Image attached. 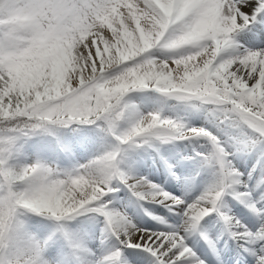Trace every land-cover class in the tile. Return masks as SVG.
Masks as SVG:
<instances>
[{
  "label": "snow or ice",
  "instance_id": "snow-or-ice-1",
  "mask_svg": "<svg viewBox=\"0 0 264 264\" xmlns=\"http://www.w3.org/2000/svg\"><path fill=\"white\" fill-rule=\"evenodd\" d=\"M222 2L227 21L213 26L202 23L215 12L211 0H192L189 4L183 0H87L95 23H90L87 38L79 45L83 53V63L75 70L81 82L79 89L69 91L65 83L52 91L59 71L53 80L51 69L44 72L40 65L21 70L0 67V149L5 150L4 163L18 151V141L41 133L54 134L60 127L94 124L116 135V122L125 110L136 114L135 105L126 100L127 94L144 89L177 100L222 105L225 118L235 114L264 140V48L253 50L234 41L249 26H256L264 37L260 28L264 24V0ZM196 11L200 17L189 22ZM198 25V38L204 41L207 55L192 59L199 49L185 53L184 49L191 47L186 36ZM232 49L239 54H233ZM154 50L165 54L158 56ZM136 115L127 131L116 135L121 144L151 146L153 139L165 142L177 135L182 139L206 138L212 149L197 156L216 170L217 179L189 202L174 190L166 191L146 177L122 169L117 147L71 170L51 164L57 178L74 193L68 202L71 207L64 205L66 212L53 218L61 221L84 211L104 217L103 231L113 235L120 247L97 264H186L185 257H191L189 264H205L189 247L188 238L199 232L208 241L200 232L202 221L219 211L218 202L224 196L232 195L259 216L260 223L253 231L235 217L221 214L222 218L233 239L256 245L249 249L250 254L255 264H264V194L254 200L251 191L241 192L236 187L241 185L242 173L229 161L231 153L219 138L205 128L186 127L163 118L159 112ZM51 150L67 157L72 154V146L63 140ZM172 175L180 179L175 172ZM260 183L264 184V177ZM119 185L137 200L151 201L181 216L182 223L160 233L139 227L125 213L108 206L112 202L106 197L118 192ZM241 186L247 189V184ZM64 199L67 195L60 198L61 202ZM154 218L165 223L161 217ZM122 249L128 250L126 259H122Z\"/></svg>",
  "mask_w": 264,
  "mask_h": 264
},
{
  "label": "clouds",
  "instance_id": "clouds-1",
  "mask_svg": "<svg viewBox=\"0 0 264 264\" xmlns=\"http://www.w3.org/2000/svg\"><path fill=\"white\" fill-rule=\"evenodd\" d=\"M211 5L215 12L202 23L226 22L222 0H211ZM200 15V11L194 12L189 22ZM90 23H95V16L87 0H2L0 67L21 70L40 65L44 72L51 69L53 80L59 71L51 90L58 91L66 83L75 92L81 87L75 71L83 63L79 45L87 38ZM198 32L199 25L186 36L191 47L185 53L199 49L192 59L207 55ZM232 52L239 54L237 49ZM4 159L5 150L0 149V264H51L45 256L51 237H42L35 230L32 217L63 215L64 205L71 207L68 202L74 193L45 161L5 164ZM65 195L67 199L61 202Z\"/></svg>",
  "mask_w": 264,
  "mask_h": 264
},
{
  "label": "bare ground",
  "instance_id": "bare-ground-1",
  "mask_svg": "<svg viewBox=\"0 0 264 264\" xmlns=\"http://www.w3.org/2000/svg\"><path fill=\"white\" fill-rule=\"evenodd\" d=\"M191 2L192 0H185L186 4H189ZM260 28L264 29V26L261 24ZM244 30H247V35L244 37V42L247 47H251L249 49L254 50L264 48V37L261 36V32L257 30L256 26H249L248 29ZM154 51H156V54L158 56H162L165 54L161 50ZM147 90L148 89H146V91ZM140 97L136 96L134 93L131 104L135 105L136 114H147L150 110V105L146 107V103L143 101V98L141 99ZM142 97H144V95ZM134 100L137 101L135 102ZM192 119L193 120L191 123H197L200 127H205V129L212 130L213 132L220 131L212 122L206 120L205 118H199L195 116ZM230 120H225V124L227 126L236 127V122L232 123L230 122ZM109 134L112 135L111 133ZM192 139H195L196 141L200 139L207 141V139L203 137H193L189 139L180 138L178 141H166L165 145L167 147V150H170V156L167 157H164L161 154L162 152L160 153V143H162L163 145L164 142L153 139L151 141V146L145 144L144 147L149 146L153 148L156 152V157L152 160H138L133 165L130 173L133 175L146 177L153 184L160 185L166 191L173 192L174 190V194H178L182 199H185L189 202L195 200L207 187H209L214 182L212 177H207L208 174L205 173L209 166L206 165L199 156H194L191 159L182 158L174 156L172 151L174 149L173 147L179 148L177 145H180L184 148L183 141H190ZM85 140L89 143L93 141H91V138L89 137H86ZM205 144L211 145L208 141ZM222 144L225 145V147H228V145L224 144V142H222ZM53 146L55 145H49V148L47 149L51 151V153L53 154V161H55V163H57L61 169L71 170V168L77 167L82 164L61 161L60 158H58L60 155L59 152H53L51 150ZM32 148L34 153L36 154V152H38V145L33 144ZM247 148L250 149V146H247ZM106 149V146L105 148L95 149L93 155L97 157L106 152ZM246 152L247 154H250L249 150ZM85 159L86 161L84 162L88 163L93 159V156H85ZM36 160L40 159H35V161ZM194 162H199L200 165L204 163V166L206 167V170L204 169L203 172L196 169V174L193 175L195 179L192 176H189L184 179L180 178L179 180H177L172 175V173L175 172L176 176H178V171L182 166H190L194 164ZM173 164L175 165V167L170 169L169 166ZM234 168L238 169L239 172L242 173V175L239 177L241 185L247 184L250 186L249 189L251 188L250 191L253 190L255 192L256 195L255 197L252 196L253 199H261L262 194H264V184L260 183L261 178L264 177V147L262 149V154L257 156V159L253 160L251 164H249L248 161L242 160L240 162H236ZM179 184L183 185L182 188L179 186ZM241 185H236V187L242 192L240 188L243 187ZM119 188L120 190L118 192L111 193L110 201L112 203L108 206L110 208L118 209L120 212L124 213L125 211L132 210L135 205L139 204L140 207L138 209V212L133 213L134 218L131 219L132 222L137 224L139 227L148 228L152 232L160 233L169 232L172 228L177 227L182 223V217L169 212L167 208H163L161 205L152 203L148 200H137V198L133 196L123 185H119ZM120 193L125 196V200L124 198L118 197ZM233 198L234 197L229 195L224 196L223 200L218 202L219 211L212 212L208 217H205L204 221H202L201 223L200 232L204 233V235L208 237V241H211V243L206 241L199 232L188 238L189 247H191L193 251L196 252V255L200 257V259L205 260V264H249V262L251 261V256L247 254V250L255 248L256 245H253L250 242H245L243 240L237 241L233 239L228 230L229 226L225 223L221 214H226L228 216L235 217L241 220L242 223L248 224L247 226L253 231H255L258 227L260 223V217L245 212L243 208H239V204H237V202L230 200ZM142 204L147 206L148 209L152 211V213L147 210V212H145V210L142 208L143 206H141ZM85 213H90L92 215L86 220L89 224L86 226L84 237H81L80 240H84V243L89 244L90 248L86 251L84 248H81L75 252L73 248L77 249L78 247H71L70 256L62 255L61 259L57 262H54L53 264H97L98 261L111 254L112 250L109 248V245L107 244L108 242L115 243L117 245V248L120 247L113 235L103 231L104 217L102 215L88 211L81 212L79 215H83ZM234 213H236L235 216H233ZM241 213L247 216L250 215L251 218L248 216L249 221H245ZM154 217H161L165 221V223H160ZM251 219L253 221H251ZM100 224L102 225L101 228H99ZM86 239L88 240L86 241ZM75 243L78 244L80 243V241ZM96 243L98 245L97 247ZM77 244L73 245L76 246ZM127 251V249H122V259H126ZM184 259L186 261V264H189V262L191 261V257H185Z\"/></svg>",
  "mask_w": 264,
  "mask_h": 264
},
{
  "label": "rangeland",
  "instance_id": "rangeland-1",
  "mask_svg": "<svg viewBox=\"0 0 264 264\" xmlns=\"http://www.w3.org/2000/svg\"><path fill=\"white\" fill-rule=\"evenodd\" d=\"M245 34V35H244ZM241 37H238L236 39H240L239 41L241 44L245 46V48H249L246 46L244 42V37L247 35V33L241 32ZM134 93L136 96L143 98V101L146 103L145 106L148 107L150 105L149 112H159L160 115H164V118L172 119L174 121H177L178 123H181L185 125L186 127H200L197 123H191L192 118L197 116L199 118H205L206 120L212 122L218 130L220 131H212L208 130L212 134L216 135L221 142H224V144L228 145V147H225L223 145L227 152L231 153V155L228 157L231 164L235 167L236 162L240 161H247V157L242 153L239 152V150L247 151L251 150V156L254 158L253 160L257 159V156L261 155V150L264 147V140L258 139L259 134L249 127L248 125L244 124L242 121L239 120L238 117L233 114L234 118H225V113L223 111L222 105H216V104H201L199 101L196 100H177L175 97H166L160 93H157L154 89H146L144 90H133L132 92L128 93L126 96V100L128 103L131 104ZM144 95V97H142ZM135 99V98H134ZM135 102L137 100H134ZM134 102V103H135ZM196 105H199L197 107ZM138 118L136 114H133L130 110H125L123 117L116 122V129L115 133L116 135H120L127 131V129L131 126L132 122ZM231 119V120H230ZM229 121L234 123L236 122V127L233 126H227L225 124L226 121ZM76 127H80L81 131H90L92 134L95 133L99 137L106 139L107 141V151H111L114 148H119V156L118 159L121 161V168L125 171H131L133 165L135 164L138 159H147L151 158L152 153H154L153 149L149 146L144 147L145 144L137 145H128V144H121L117 139L116 135H110L107 131H102L100 128H98L94 124H73L70 127H60L55 130V133H41L39 135L33 136L27 140H22L17 142V148L18 151L14 154L13 159L10 161V163H32L35 162V159H40L42 161H45L49 164H57L55 161H53V154L51 151H49L48 147H43L42 145L46 146L48 141L57 142V140H60L62 138H66L70 134V131L75 130ZM77 128V130H78ZM201 128V127H200ZM205 128V127H202ZM207 130V129H206ZM80 131V130H78ZM180 137L177 136H170L167 138L168 141L176 140L178 141ZM165 141V142H166ZM196 140L192 139L190 141H183L184 148L180 145H177L179 148H175L172 150L173 155L177 157L182 158H188L191 159L194 156H197V153H208L211 151L212 146L207 143L206 140ZM33 142V143H32ZM165 142L160 143V151L166 155L170 156V150H167V147L165 145ZM33 144H37L39 149L36 154L33 151ZM40 145V146H39ZM243 145V146H242ZM247 146H250V149L247 148ZM246 147V148H245ZM46 150V151H45ZM45 151V153H44ZM105 153V152H104ZM42 158V159H41ZM256 158V159H255ZM53 162H52V161ZM191 161V160H190ZM198 161V160H197ZM200 168L198 169V167ZM196 169L201 172L206 170V167L203 164H199V162H194V164L187 166H182L179 170V175L182 176H192L195 174ZM208 174L207 177H212V179L215 181L217 179V172L214 168L209 167L206 172ZM140 175V174H139ZM243 178V177H242ZM181 186L182 188V184ZM247 190L240 188L242 192L250 191L249 185H247ZM253 192L252 196L255 197V192L251 190V193ZM230 196V195H229ZM119 198H124L125 196L120 193L118 196ZM127 197V196H126ZM111 193L106 197L107 200H110ZM228 200V199H227ZM232 200V199H230ZM237 203H239V208H243V210L247 213H250L252 215L254 214L245 203H242L241 200L236 199ZM143 206L142 208L145 210V212L152 211L148 209L147 206ZM140 205L137 204L133 207L132 210L125 211L124 213L126 216L130 219H133V213L138 212ZM142 209V210H143ZM147 210V211H146ZM144 213V212H143ZM236 213L233 214L235 216ZM92 214L85 213L83 215H77L72 218H65L61 221H57L53 217H32V223L35 225V230H37L42 237H51V239L48 241V245L45 250V256L47 259L51 261V264L54 262H57L61 259L62 255L70 256L71 255V247H78L77 249L73 248L76 252L78 249L84 248L85 251L90 248V245L87 243H84V240H80L81 237H84V234L86 232V226L89 224L86 220L88 217H90ZM241 215L244 217L245 221H249L248 216L250 215ZM251 218V217H250ZM150 220V219H149ZM101 221V220H97ZM251 221H253L251 219ZM99 224V223H98ZM248 225V224H247ZM102 225H99V228H101ZM63 228V232L60 231V229ZM64 232L67 233V236L64 235ZM55 234V235H54ZM88 239H86L87 241ZM80 243H75L79 242ZM73 244H77L74 246ZM109 245V248L114 251L117 249V245L112 242L107 243ZM96 243V247H97ZM252 256V261L249 264L255 263V257Z\"/></svg>",
  "mask_w": 264,
  "mask_h": 264
}]
</instances>
